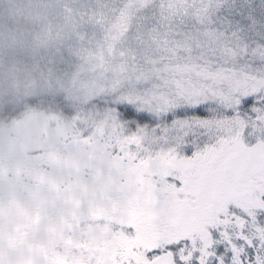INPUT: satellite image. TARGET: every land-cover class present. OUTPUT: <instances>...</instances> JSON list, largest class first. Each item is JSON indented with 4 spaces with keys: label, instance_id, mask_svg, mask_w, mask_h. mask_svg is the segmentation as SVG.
Masks as SVG:
<instances>
[{
    "label": "snow or ice",
    "instance_id": "6c2138e0",
    "mask_svg": "<svg viewBox=\"0 0 264 264\" xmlns=\"http://www.w3.org/2000/svg\"><path fill=\"white\" fill-rule=\"evenodd\" d=\"M133 19L142 57L116 47ZM107 31L110 98L93 135L121 202L170 238L133 252L264 264V0H126ZM122 230L136 237L135 224Z\"/></svg>",
    "mask_w": 264,
    "mask_h": 264
},
{
    "label": "rangeland",
    "instance_id": "374dc122",
    "mask_svg": "<svg viewBox=\"0 0 264 264\" xmlns=\"http://www.w3.org/2000/svg\"><path fill=\"white\" fill-rule=\"evenodd\" d=\"M84 1L0 0L11 19L0 25V105L40 96L61 103L0 124V264H118L129 257L146 264L133 248L170 242L144 226L142 210L121 202L93 135L112 75L98 67L99 58L112 63L107 30L126 0L112 16ZM137 23L117 51L134 47L142 57L132 39ZM67 205L73 219L88 218L63 219L59 207ZM130 224L137 226L135 238L122 230Z\"/></svg>",
    "mask_w": 264,
    "mask_h": 264
},
{
    "label": "trees",
    "instance_id": "16d2710c",
    "mask_svg": "<svg viewBox=\"0 0 264 264\" xmlns=\"http://www.w3.org/2000/svg\"><path fill=\"white\" fill-rule=\"evenodd\" d=\"M123 1L125 0H85L82 2L84 5L85 3L92 4L97 6L100 9H103V13L108 16H112L114 11L121 7ZM10 20L9 17L6 14H3V8L0 9V25L3 26H10ZM22 20H26L27 18H22ZM61 107V103L59 101H56L52 96H40V97H33L32 99L23 100L19 103H6L3 105H0V124L7 123L10 124L13 121L18 120L21 115L30 109L40 110V111H47V109L50 108H57ZM60 210V216L65 219L71 221V223L76 222L78 219L85 220L88 217L83 216L81 213L77 219L72 218V206H65V207H59ZM77 212L81 211L77 208ZM91 210L93 212V208L91 207ZM83 213V212H82ZM95 215H91L89 217H92ZM53 218V217H52ZM66 232V231H65ZM52 243V242H51Z\"/></svg>",
    "mask_w": 264,
    "mask_h": 264
}]
</instances>
